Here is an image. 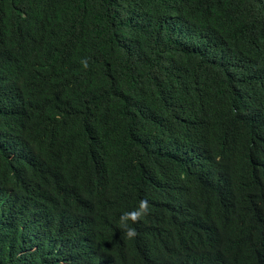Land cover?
I'll use <instances>...</instances> for the list:
<instances>
[{
  "label": "trees",
  "instance_id": "16d2710c",
  "mask_svg": "<svg viewBox=\"0 0 264 264\" xmlns=\"http://www.w3.org/2000/svg\"><path fill=\"white\" fill-rule=\"evenodd\" d=\"M0 264H264V0H0Z\"/></svg>",
  "mask_w": 264,
  "mask_h": 264
},
{
  "label": "clouds",
  "instance_id": "9594fccd",
  "mask_svg": "<svg viewBox=\"0 0 264 264\" xmlns=\"http://www.w3.org/2000/svg\"><path fill=\"white\" fill-rule=\"evenodd\" d=\"M86 66V65H85ZM150 213V204L147 199H141L138 207L130 212L122 213L120 217V227L125 231L128 238H134L137 235L136 229L129 225L139 223Z\"/></svg>",
  "mask_w": 264,
  "mask_h": 264
}]
</instances>
